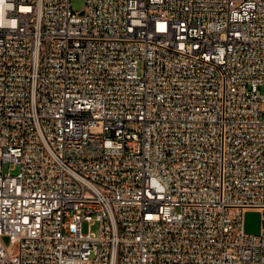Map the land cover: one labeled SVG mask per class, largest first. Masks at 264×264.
I'll return each mask as SVG.
<instances>
[{"label": "built area", "instance_id": "built-area-1", "mask_svg": "<svg viewBox=\"0 0 264 264\" xmlns=\"http://www.w3.org/2000/svg\"><path fill=\"white\" fill-rule=\"evenodd\" d=\"M82 1L0 0V264H264V0Z\"/></svg>", "mask_w": 264, "mask_h": 264}, {"label": "water", "instance_id": "water-1", "mask_svg": "<svg viewBox=\"0 0 264 264\" xmlns=\"http://www.w3.org/2000/svg\"><path fill=\"white\" fill-rule=\"evenodd\" d=\"M260 229V214L257 211H248L245 214V231L258 234Z\"/></svg>", "mask_w": 264, "mask_h": 264}, {"label": "rangeland", "instance_id": "rangeland-1", "mask_svg": "<svg viewBox=\"0 0 264 264\" xmlns=\"http://www.w3.org/2000/svg\"><path fill=\"white\" fill-rule=\"evenodd\" d=\"M71 6L73 9L75 10H80L82 7H83V1L82 0H71ZM261 91L264 92V86H262L261 88ZM7 164H4L3 165V170L4 171H7ZM18 172V168L15 167L13 170H12V173L15 174ZM86 228H87V224L84 223L83 224V231L85 232L86 231ZM97 228V225L93 226V229H96Z\"/></svg>", "mask_w": 264, "mask_h": 264}]
</instances>
